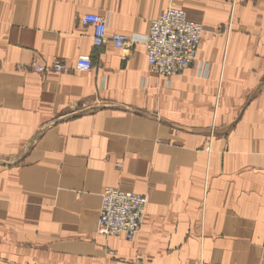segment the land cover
Segmentation results:
<instances>
[{"label":"crops","instance_id":"0c3cea01","mask_svg":"<svg viewBox=\"0 0 264 264\" xmlns=\"http://www.w3.org/2000/svg\"><path fill=\"white\" fill-rule=\"evenodd\" d=\"M171 5L203 36L162 77ZM85 13L131 45L94 46ZM108 187L148 199L132 240L97 231ZM0 264H264V0H0Z\"/></svg>","mask_w":264,"mask_h":264},{"label":"built area","instance_id":"2783aa9c","mask_svg":"<svg viewBox=\"0 0 264 264\" xmlns=\"http://www.w3.org/2000/svg\"><path fill=\"white\" fill-rule=\"evenodd\" d=\"M81 22L93 27V44L96 47L108 42L118 49L131 45L125 34L114 33L109 36L107 20L100 14L85 13ZM202 36V23L190 19L184 9L168 6L150 24L145 42L149 66L162 77L184 73L195 62ZM31 67L36 73H62L68 69L63 59H56L49 65L33 63ZM92 67L90 57L77 59L78 71H87ZM101 201L97 231L104 236L121 235L132 240L144 224L147 197L133 191L108 187L102 193Z\"/></svg>","mask_w":264,"mask_h":264},{"label":"rangeland","instance_id":"374dc122","mask_svg":"<svg viewBox=\"0 0 264 264\" xmlns=\"http://www.w3.org/2000/svg\"><path fill=\"white\" fill-rule=\"evenodd\" d=\"M100 212V211H99Z\"/></svg>","mask_w":264,"mask_h":264}]
</instances>
